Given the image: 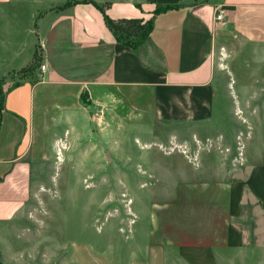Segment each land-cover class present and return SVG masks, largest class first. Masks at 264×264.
Masks as SVG:
<instances>
[{"label": "rangeland", "instance_id": "374dc122", "mask_svg": "<svg viewBox=\"0 0 264 264\" xmlns=\"http://www.w3.org/2000/svg\"><path fill=\"white\" fill-rule=\"evenodd\" d=\"M68 1L0 6V98L43 81L48 61L62 79L90 80L70 69L72 53L60 59L67 25L54 16ZM212 60L214 78L198 90H99L91 102L82 84L38 88L29 199L0 221V264H264L260 235L236 248L252 225L245 213L225 219L217 184L243 180L252 143L264 148V42L224 30ZM222 233L234 247L218 261Z\"/></svg>", "mask_w": 264, "mask_h": 264}, {"label": "crops", "instance_id": "0c3cea01", "mask_svg": "<svg viewBox=\"0 0 264 264\" xmlns=\"http://www.w3.org/2000/svg\"><path fill=\"white\" fill-rule=\"evenodd\" d=\"M93 1L108 3L105 11L113 20L146 21L153 17L157 5L177 7L153 18L152 31L137 51L117 44L101 13L92 4L77 3L57 11L54 16L57 23L67 25L64 37L56 42L57 46H62L60 59L65 58L66 50L72 53L70 69H84L90 80L62 79L63 72L56 70L60 62L53 67L48 61L43 81L21 83L5 94L0 121V221L14 217L29 199L31 167L27 153L38 88L40 93L49 86V81H56L60 90H67L72 84H82V88L89 90L91 102L90 92L96 94L99 90L108 95L110 89L133 93L149 91L155 96L163 89L198 90L207 87L214 78L212 55L215 42L224 30L242 32L250 41L264 42V0ZM11 2L0 0V6ZM217 9L224 10V20L219 24L214 21ZM246 154L245 178L233 182L223 180L217 184L227 192L225 219L239 220L245 213L252 225L247 234L246 230L244 234L243 230L237 232L236 248L254 246L251 245L253 240L249 241L250 235H260L261 242L257 244L260 247L256 248L264 253V148L252 143ZM256 220L259 221V233L254 228ZM232 234L233 231L230 237ZM233 247L231 238L228 240L222 233L215 243V251L220 253H216L218 261L225 259L222 252L233 250ZM156 254V249H149L150 258Z\"/></svg>", "mask_w": 264, "mask_h": 264}, {"label": "trees", "instance_id": "16d2710c", "mask_svg": "<svg viewBox=\"0 0 264 264\" xmlns=\"http://www.w3.org/2000/svg\"><path fill=\"white\" fill-rule=\"evenodd\" d=\"M77 3L92 4L102 15L106 28L111 32L117 44L127 47L131 51H137L149 37L153 28V18L166 10L174 9L176 6L160 7L156 6L153 10V17L146 21L142 19H119L113 20L106 14L108 3L99 5L93 0H71L64 3L60 9L73 6ZM59 9V10H60ZM17 86V85H16ZM15 87V86H14ZM4 97L0 98V121L3 111Z\"/></svg>", "mask_w": 264, "mask_h": 264}, {"label": "built area", "instance_id": "2783aa9c", "mask_svg": "<svg viewBox=\"0 0 264 264\" xmlns=\"http://www.w3.org/2000/svg\"><path fill=\"white\" fill-rule=\"evenodd\" d=\"M224 20V10L223 9H217L214 13V21L215 23L219 24ZM41 71L44 72L46 70L45 66L42 65L40 67Z\"/></svg>", "mask_w": 264, "mask_h": 264}]
</instances>
